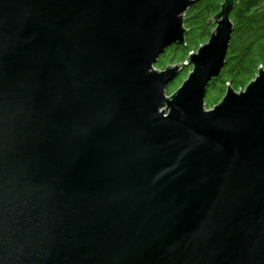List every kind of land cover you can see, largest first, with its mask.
<instances>
[{
	"label": "water",
	"instance_id": "obj_1",
	"mask_svg": "<svg viewBox=\"0 0 264 264\" xmlns=\"http://www.w3.org/2000/svg\"><path fill=\"white\" fill-rule=\"evenodd\" d=\"M196 1L0 0V264H264V67L206 102L238 0L156 67Z\"/></svg>",
	"mask_w": 264,
	"mask_h": 264
},
{
	"label": "trees",
	"instance_id": "obj_2",
	"mask_svg": "<svg viewBox=\"0 0 264 264\" xmlns=\"http://www.w3.org/2000/svg\"><path fill=\"white\" fill-rule=\"evenodd\" d=\"M223 0H197L186 13L187 33L185 44H172L160 55L156 67L164 69L171 63L182 64L188 55L205 44L215 24L212 18L219 13ZM234 24L226 63L220 75L209 84L206 95L207 107L217 104L230 84L241 90L255 78L260 66H264V0H238L231 13ZM191 67L183 70L168 86L173 93L187 77Z\"/></svg>",
	"mask_w": 264,
	"mask_h": 264
},
{
	"label": "clouds",
	"instance_id": "obj_3",
	"mask_svg": "<svg viewBox=\"0 0 264 264\" xmlns=\"http://www.w3.org/2000/svg\"><path fill=\"white\" fill-rule=\"evenodd\" d=\"M197 50H198V49H197ZM197 50H196V51H197ZM193 52H195V51H193ZM261 67H262V66H261ZM263 67H264V66H263ZM241 90H242V89H241ZM238 91H239V90H238ZM168 95H169V94H168ZM207 108H208V107H207ZM211 108H212V107H211Z\"/></svg>",
	"mask_w": 264,
	"mask_h": 264
},
{
	"label": "rangeland",
	"instance_id": "obj_4",
	"mask_svg": "<svg viewBox=\"0 0 264 264\" xmlns=\"http://www.w3.org/2000/svg\"><path fill=\"white\" fill-rule=\"evenodd\" d=\"M171 64H175V63H171Z\"/></svg>",
	"mask_w": 264,
	"mask_h": 264
}]
</instances>
